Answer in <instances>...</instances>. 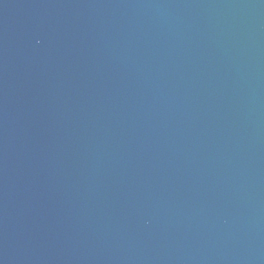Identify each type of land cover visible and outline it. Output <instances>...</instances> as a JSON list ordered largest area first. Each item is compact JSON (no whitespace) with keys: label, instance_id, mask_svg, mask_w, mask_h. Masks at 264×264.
<instances>
[{"label":"water","instance_id":"1","mask_svg":"<svg viewBox=\"0 0 264 264\" xmlns=\"http://www.w3.org/2000/svg\"><path fill=\"white\" fill-rule=\"evenodd\" d=\"M0 264H264V0H0Z\"/></svg>","mask_w":264,"mask_h":264}]
</instances>
